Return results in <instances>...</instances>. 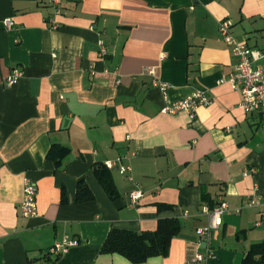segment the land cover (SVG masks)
Segmentation results:
<instances>
[{
	"label": "crops",
	"instance_id": "1",
	"mask_svg": "<svg viewBox=\"0 0 264 264\" xmlns=\"http://www.w3.org/2000/svg\"><path fill=\"white\" fill-rule=\"evenodd\" d=\"M62 1L57 14L51 0H0V264H240L264 243V220L255 224L264 212V128L258 112L240 107L241 91L220 83L237 60L219 27L230 20L235 41L264 55V0ZM256 63L264 67V56ZM147 67L169 83L167 96ZM14 68L24 73L8 84ZM197 91L212 103L194 117L162 111ZM53 145L67 152L50 157ZM119 158L132 170L109 168L112 198L93 169ZM25 178L38 186L34 217L20 212ZM81 180L91 200L77 201ZM137 188L144 196L133 204ZM222 198L230 210L199 245L201 208ZM160 218L182 226L169 255L134 263L101 252L112 228L155 230ZM65 237L79 243L48 254ZM207 249L212 256L197 260Z\"/></svg>",
	"mask_w": 264,
	"mask_h": 264
},
{
	"label": "built area",
	"instance_id": "2",
	"mask_svg": "<svg viewBox=\"0 0 264 264\" xmlns=\"http://www.w3.org/2000/svg\"><path fill=\"white\" fill-rule=\"evenodd\" d=\"M57 14L62 11V0H51ZM4 25L6 28H11L15 24L12 18L4 19ZM231 21L223 20L220 23L219 31L224 41L232 46L233 56L236 58L237 63L235 69L228 75H224L220 79V83L227 82L234 89H239L242 93V99L239 103L240 107L245 112H258L261 116V125L264 128V67L256 63L264 55L256 49H253L245 44H241L235 41V38L231 32ZM52 28H56L58 23L55 19L50 22ZM102 44V41H100ZM106 50L102 49V54H105ZM146 73L153 76L152 83L154 86L159 87L165 96L170 87L169 83L163 81L155 76V68L147 67ZM23 70L20 68H14L12 74L6 78L8 84L16 83L23 75ZM212 103V99L204 91H197L194 94L185 97L175 102H168L162 111L166 113H176L178 111H186L191 117H194L196 110L200 106H206ZM116 164H119V171L123 174H127L132 170L131 165L123 163L122 159L108 160L105 165L112 169ZM252 170V169H251ZM249 170L244 171V175H247ZM38 186L37 182L30 179H24L23 185V197L20 203V212L24 217H34L38 215V200H37ZM144 196V192L140 189H134L130 192V199L133 204H138L141 198ZM248 206H256L257 201L254 197H250L247 200ZM202 212L208 216V222L205 225L199 226L196 230L198 237V244L201 245L202 240L206 241L210 238L212 232L218 229L223 224V217L226 212L230 210L229 203L225 199H220L219 203L211 207L209 205L202 206ZM240 209H236V212ZM185 214H188L186 211ZM264 220V212L261 214V219L256 221V225L261 224ZM79 240L77 238L65 237L60 241H56L49 249L48 254L59 256L69 250V248L77 245ZM212 250L207 249L206 253L197 252V260H206L212 256Z\"/></svg>",
	"mask_w": 264,
	"mask_h": 264
},
{
	"label": "trees",
	"instance_id": "3",
	"mask_svg": "<svg viewBox=\"0 0 264 264\" xmlns=\"http://www.w3.org/2000/svg\"><path fill=\"white\" fill-rule=\"evenodd\" d=\"M66 153V148L53 145L50 157L57 152ZM93 172L110 197L118 195L110 169L105 164L95 165ZM93 192L84 180L78 184L77 201L84 202L93 198ZM160 207H164L161 205ZM177 218H160L155 230L137 232L129 229L112 228L104 240L101 252L120 253L134 263H141L152 256H167L172 239L181 231ZM240 264H264V243H254Z\"/></svg>",
	"mask_w": 264,
	"mask_h": 264
}]
</instances>
